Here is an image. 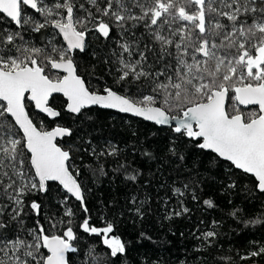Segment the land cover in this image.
I'll list each match as a JSON object with an SVG mask.
<instances>
[{"label": "snow or ice", "instance_id": "snow-or-ice-1", "mask_svg": "<svg viewBox=\"0 0 264 264\" xmlns=\"http://www.w3.org/2000/svg\"><path fill=\"white\" fill-rule=\"evenodd\" d=\"M152 219L174 264H264V0H0V264H172L131 255Z\"/></svg>", "mask_w": 264, "mask_h": 264}, {"label": "trees", "instance_id": "trees-1", "mask_svg": "<svg viewBox=\"0 0 264 264\" xmlns=\"http://www.w3.org/2000/svg\"><path fill=\"white\" fill-rule=\"evenodd\" d=\"M130 123L133 125V130L137 127L139 128L138 134L140 140H144L146 136H150V131L146 129L143 123H136L135 119L130 117H124L123 119L118 118V115L115 113H104L100 116L99 123L96 126L97 131L95 135L98 138L111 139L114 143H118L121 147H123L126 143L133 142V138L131 137L129 130ZM163 136L164 133H160V138ZM153 171H155V168H153ZM156 175V179H153L150 175L147 177V179L151 181L147 190L152 192L153 195L159 192V195L163 196V189L158 188L160 174L157 173ZM95 191L98 196H102L105 199H111L119 196V193L114 189L113 185L109 183L98 185ZM197 215H199V213H197ZM193 220H195V217ZM190 226L191 223L188 221L177 222L173 228V231H176L177 235L173 236L169 231L168 222H165L164 226L161 227L157 220H150L146 225H144V227L147 229L149 234L152 235L155 243L142 241L141 245L138 246V250L137 248H133L131 253L132 257L135 258L138 253L143 254L147 252L150 256L160 257L165 261H171L172 264H174L176 257L182 255L184 244L186 243V241H183L179 237L178 233L181 230H186V228ZM138 227V225L133 226L130 223L124 225V230L128 239L135 240ZM74 264H82V260L79 256L74 257Z\"/></svg>", "mask_w": 264, "mask_h": 264}, {"label": "water", "instance_id": "water-1", "mask_svg": "<svg viewBox=\"0 0 264 264\" xmlns=\"http://www.w3.org/2000/svg\"><path fill=\"white\" fill-rule=\"evenodd\" d=\"M116 114V113H115ZM135 119V118H134Z\"/></svg>", "mask_w": 264, "mask_h": 264}]
</instances>
